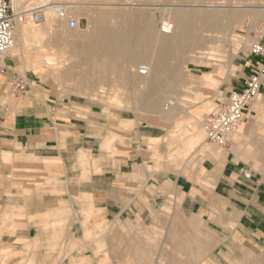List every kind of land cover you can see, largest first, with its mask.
<instances>
[{
    "label": "crops",
    "instance_id": "obj_1",
    "mask_svg": "<svg viewBox=\"0 0 264 264\" xmlns=\"http://www.w3.org/2000/svg\"><path fill=\"white\" fill-rule=\"evenodd\" d=\"M12 60L5 57L0 66V264L17 263L37 235L40 210L71 209L72 238L80 240L85 221L139 216L150 223L170 198L183 216L218 227L200 264H227L232 256H239L240 264L258 261L260 256L249 258L241 249L264 246V88L225 147L203 142L194 132L186 141L188 161L181 173L151 174L136 148L164 136L162 128L137 127L130 146L120 150L125 155L104 163L101 111L36 74L24 75L23 95H9L10 80L20 74ZM261 62L249 52L233 59L206 97L211 110L241 90ZM210 69L200 76L209 80ZM242 169L253 179H245ZM257 174L261 178L254 180ZM100 256L95 248L84 250L71 262L99 264Z\"/></svg>",
    "mask_w": 264,
    "mask_h": 264
},
{
    "label": "rangeland",
    "instance_id": "obj_2",
    "mask_svg": "<svg viewBox=\"0 0 264 264\" xmlns=\"http://www.w3.org/2000/svg\"><path fill=\"white\" fill-rule=\"evenodd\" d=\"M8 1L13 11L14 0ZM55 1H69L77 5L72 7L69 16L80 19L79 29H69L67 20L59 19L54 10L50 23L53 27L49 26L44 8L41 13L43 20L39 24H25L46 29L45 36L37 40L29 39L16 51L11 49L9 53L14 58L11 61L13 66L20 75L41 76L58 89L72 93L74 100H85L101 111L104 163L124 154L120 150L130 146L137 127L150 125L162 128L164 136L141 141L136 148L146 168L151 174L181 173L188 161L185 153L187 139L195 132L203 142H207L201 123L212 106L206 103V97L216 91L218 77L223 76L233 59L248 53L251 44L264 31V0L247 3L232 0L229 7L215 9L213 12L217 13L218 23L212 26L196 23L187 43L190 47H186L188 49L180 58L177 56L169 60L166 68L155 72L153 81L148 83L142 79L131 83L125 77L115 81L110 73L100 77L97 69L91 74L90 68H96L98 64L85 61L86 58L76 54V47L83 43V37L91 26L89 17L98 12H109L111 17L118 12H136V15L141 14L140 25L150 26L152 38L157 44L164 36L161 24L170 22L175 28L172 13L178 8L185 10L183 6H176L183 4L184 0H18L17 11L45 7ZM168 5H172V9L169 10ZM232 6L235 9H231ZM186 8L190 10V7ZM230 10L240 14L238 20H224V15ZM108 23L117 25L111 19ZM148 63L144 59L134 62L131 67L133 75L138 66ZM209 68L214 74L208 80L200 76L199 71ZM257 178L261 176L257 174L254 180ZM38 196L40 200L41 193ZM74 214L67 207L42 213L40 210L37 235L23 247L22 255L15 264H72L71 259L76 257L77 252L92 251L94 248L101 253L99 264H200L208 257L212 237L216 235L214 229L218 228L216 224L202 219L183 216L179 212V204L173 203L170 198L161 210L153 213L150 223H144L139 216L91 221L89 224L85 221L82 223L83 238L77 240L71 234ZM83 214L85 220L89 219L88 211ZM241 252H246L249 258L260 256L255 263L250 261L245 264H259L264 260V246L256 249L242 247ZM226 263L240 264L241 260L239 256H232Z\"/></svg>",
    "mask_w": 264,
    "mask_h": 264
},
{
    "label": "bare ground",
    "instance_id": "obj_3",
    "mask_svg": "<svg viewBox=\"0 0 264 264\" xmlns=\"http://www.w3.org/2000/svg\"><path fill=\"white\" fill-rule=\"evenodd\" d=\"M184 1L185 2L183 4L176 6H183L185 7V10L177 7L181 11L176 9L175 12L172 13L173 19L175 20V28L171 26L170 31H161L164 36H161L160 41H157V44L155 43L156 39L154 41V38H152L150 26L140 25L141 14L136 15V12H115L116 14L113 15L112 18L111 13L109 12L96 13L94 17H89L91 18V26L89 27V31L86 36L83 37V43L76 47L77 56L86 58L84 59L85 61L98 64L96 65V68H93L92 66L90 70L91 74H93L95 73L94 69H97L98 73H96L99 74L100 77H104L105 74L110 73V75L114 77L115 81H119L123 77L127 78L131 83L138 79H142V81L146 83L153 81L155 72L157 73L164 70L169 60L174 59L177 56V58H180L179 56L183 55L185 49H188L186 48L189 46L187 43L188 41L190 42V34L196 23H204L210 26L217 24L219 19L216 15L217 13L213 11L215 9L221 10L222 8H227L230 4H232V0ZM219 1L224 2L220 3ZM234 1L236 3H247L249 1L256 2L258 0ZM14 3V13L29 12L34 9H40V12L42 13L45 8L47 12L44 14V17H46V20L49 21L48 25L52 26L50 23L53 20L54 13L51 8V3L46 4L45 7L40 6L32 9H20V11H17L18 0H14ZM73 6L77 5L66 6L68 12L71 11ZM171 6L172 5H168L169 10L170 8L172 9ZM186 7H190V10ZM193 7H195V9ZM232 8L235 9L234 6H232L231 9ZM230 11L231 12H227L226 14L224 13V20H228L230 22L238 20L240 14L235 12V10ZM110 19L112 21H116L117 25L112 26L109 24L108 20L110 21ZM27 22L31 21L28 19L25 23ZM25 23L19 25L15 31V45L12 48L13 51H16L19 47L21 48V46L23 47L29 39L37 40L45 36L46 29H36L32 26L26 25ZM45 25L46 24L44 23V26ZM154 50L155 53H153ZM82 51H88V53L86 54ZM9 52L7 55L11 59H14ZM138 59H144L150 62L146 65L148 67V75L145 77H139L137 72H135L136 74L134 73V75H136L134 76L131 71V67ZM159 79H161V77ZM156 81L159 84V81ZM140 88L143 89V86L140 85ZM259 264H264V260H261Z\"/></svg>",
    "mask_w": 264,
    "mask_h": 264
},
{
    "label": "built area",
    "instance_id": "obj_4",
    "mask_svg": "<svg viewBox=\"0 0 264 264\" xmlns=\"http://www.w3.org/2000/svg\"><path fill=\"white\" fill-rule=\"evenodd\" d=\"M72 5L75 4L69 1H55L51 3V8L59 19L67 20L69 29L76 30L80 27V19L70 17V11L68 12L66 7ZM28 19L33 24H39L43 20L40 9L14 13L8 0H0V66L3 58L15 45L17 27ZM170 29V22L161 24V31L167 32ZM249 54L260 57L262 62L251 71L244 82V87L231 92L224 103L217 105L204 116L201 123L205 140L216 146L225 147L228 144L231 135L236 133L244 122L255 97L264 88V31L259 35L258 40L251 44ZM136 72L139 77H145L148 75V67L140 65ZM26 81L23 75L16 74L10 80L8 94L15 97L23 95L27 87ZM241 174L245 179L252 178L246 169H242Z\"/></svg>",
    "mask_w": 264,
    "mask_h": 264
}]
</instances>
